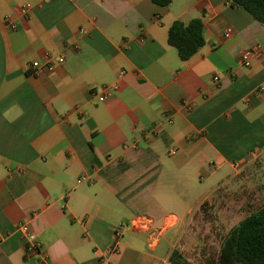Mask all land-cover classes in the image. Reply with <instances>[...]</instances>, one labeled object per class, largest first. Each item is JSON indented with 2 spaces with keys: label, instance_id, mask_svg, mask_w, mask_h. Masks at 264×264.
<instances>
[{
  "label": "crops",
  "instance_id": "crops-1",
  "mask_svg": "<svg viewBox=\"0 0 264 264\" xmlns=\"http://www.w3.org/2000/svg\"><path fill=\"white\" fill-rule=\"evenodd\" d=\"M195 17L204 43L182 60L168 29ZM255 45L264 25L231 0H0V264H41L24 222L47 264H175L219 190L264 199V55L240 63ZM138 214L154 246L126 226Z\"/></svg>",
  "mask_w": 264,
  "mask_h": 264
},
{
  "label": "trees",
  "instance_id": "trees-1",
  "mask_svg": "<svg viewBox=\"0 0 264 264\" xmlns=\"http://www.w3.org/2000/svg\"><path fill=\"white\" fill-rule=\"evenodd\" d=\"M166 6L171 0H151ZM264 25V0H231ZM200 17L188 22L175 20L168 29V43L177 49L182 60L190 58L204 43ZM175 254V253H174ZM173 261L181 264L179 255ZM217 264H264V205L234 225L223 238Z\"/></svg>",
  "mask_w": 264,
  "mask_h": 264
},
{
  "label": "rangeland",
  "instance_id": "rangeland-1",
  "mask_svg": "<svg viewBox=\"0 0 264 264\" xmlns=\"http://www.w3.org/2000/svg\"><path fill=\"white\" fill-rule=\"evenodd\" d=\"M213 187L215 184L209 188ZM263 205L264 199L253 197L245 184L219 190L189 219L174 257L179 255L181 264H217L221 243L229 230Z\"/></svg>",
  "mask_w": 264,
  "mask_h": 264
},
{
  "label": "built area",
  "instance_id": "built-area-1",
  "mask_svg": "<svg viewBox=\"0 0 264 264\" xmlns=\"http://www.w3.org/2000/svg\"><path fill=\"white\" fill-rule=\"evenodd\" d=\"M6 22L11 28H15L14 23L11 22L10 19L7 18ZM83 30L84 29H80V31ZM258 55H264V47L255 45L247 49L243 53L240 63L243 65H249L251 58ZM62 57L63 54L60 56V58ZM31 66H35V71L39 70L38 66L34 64H31ZM214 79L218 80V77H215ZM116 88V85H103L97 90H94L93 94L95 95L98 102H103L112 96V93L116 90ZM182 107H184L185 109H189L191 107V102L188 100H184L182 102ZM171 153L174 154L175 151L171 150ZM211 167H214V165L211 164ZM83 179H85V177L81 175L79 176L77 181L80 182ZM126 226L132 231L146 232L149 235L148 243L150 246H154L157 243L158 237L161 233V229L155 228L153 219L145 214L135 215ZM17 230L21 233L22 238L25 242V251L28 254H39L41 264H47V257L43 252H41L40 242L37 240L35 234L31 231L28 222L20 223L17 226ZM122 234L123 231L121 229H117L115 231L114 240L112 244L107 248V253H114L118 250L119 240Z\"/></svg>",
  "mask_w": 264,
  "mask_h": 264
}]
</instances>
